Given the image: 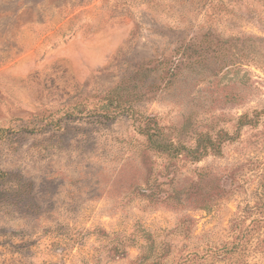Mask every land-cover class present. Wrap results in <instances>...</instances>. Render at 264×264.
<instances>
[{
	"label": "rangeland",
	"instance_id": "1",
	"mask_svg": "<svg viewBox=\"0 0 264 264\" xmlns=\"http://www.w3.org/2000/svg\"><path fill=\"white\" fill-rule=\"evenodd\" d=\"M262 109L264 0H0V264H264Z\"/></svg>",
	"mask_w": 264,
	"mask_h": 264
},
{
	"label": "trees",
	"instance_id": "2",
	"mask_svg": "<svg viewBox=\"0 0 264 264\" xmlns=\"http://www.w3.org/2000/svg\"><path fill=\"white\" fill-rule=\"evenodd\" d=\"M261 119H264V109L255 111L253 116L249 114H243L238 119V128L245 127L247 125L256 126ZM140 133L147 135L150 147L156 150H162L168 152L172 157H178L179 155L186 154L194 160H201L210 153L220 155L222 153V145L227 140H234L235 137L228 133H220L218 136L213 137L209 134L202 135L192 147H188L183 144H176L173 141L167 139L162 134L161 130L149 132L145 128H139ZM1 174V173H0ZM261 198L264 200V184L260 188ZM264 202V201H263Z\"/></svg>",
	"mask_w": 264,
	"mask_h": 264
}]
</instances>
